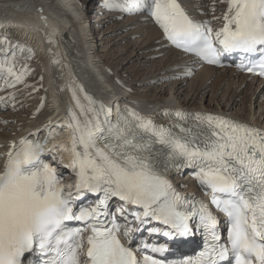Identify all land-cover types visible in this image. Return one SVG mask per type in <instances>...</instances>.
Wrapping results in <instances>:
<instances>
[{"label": "snow or ice", "instance_id": "snow-or-ice-1", "mask_svg": "<svg viewBox=\"0 0 264 264\" xmlns=\"http://www.w3.org/2000/svg\"><path fill=\"white\" fill-rule=\"evenodd\" d=\"M221 2L227 3L224 24L215 31L210 20L193 18L181 0H129L127 6L104 0V6L147 12L171 45L210 64H220L223 53H258V63L238 67L264 76V0ZM7 57L5 51L0 72L11 77L5 85L15 87L24 73H17ZM78 91L83 93V87ZM72 99L79 116L69 107L66 127L72 132L75 190L56 187V170L42 159L44 144L26 137L19 145L13 142L0 171V264H25L26 254L39 257L38 264H81V255L86 264H264V130L167 109L159 113L166 124L119 106L113 120V109L87 93V104L77 90ZM51 138L49 133L45 143ZM189 169L224 213L226 241L209 205L185 197L168 179ZM89 195L94 202L77 205ZM120 220H135L141 225L136 231L167 240L199 233L202 249L172 262L148 254L138 259L119 238ZM70 221L79 226H69ZM131 231L125 227L123 234ZM138 247L160 255L169 250L166 243L143 240Z\"/></svg>", "mask_w": 264, "mask_h": 264}, {"label": "bare ground", "instance_id": "bare-ground-1", "mask_svg": "<svg viewBox=\"0 0 264 264\" xmlns=\"http://www.w3.org/2000/svg\"><path fill=\"white\" fill-rule=\"evenodd\" d=\"M181 2L193 18L198 20H210L214 24L223 26V13L227 9L226 2L222 3L221 0H181ZM117 3L120 4V2ZM213 5L215 7L214 12L212 11ZM77 9L78 4L76 0H0V52L14 48L12 45H14L15 40L17 42L18 40H22L24 44L27 42L33 45L44 67L41 75L42 82L27 83L24 87L19 83H17L15 87H7L4 80L0 79V105H2L3 97H6V100L13 97L17 98L20 95L19 90H22L21 93H23L25 97L16 100L14 104H16L17 108L21 111L30 110L32 112L29 118H23L20 124L11 129V131H0V171L4 167L7 158L6 153L13 142L19 145L21 138L26 137L31 139L35 135L39 138L44 136L48 137L49 133H52L51 139L55 145V147L52 148L55 151V153L52 151V156L61 162L65 159V164L72 169V132L71 129L66 127L67 124L61 125V122L59 123L57 120L62 115H65V118L68 117L69 107L79 116V109L76 108L75 101L72 99V90H77V95L80 97L81 102L87 104V101L83 99L84 93H86L85 87L99 93L108 101L112 99L113 95H115L114 97L117 99L118 95L123 93L138 107L143 108L147 112L151 110L154 111V113L149 114V117H153L165 109L171 111L180 110L189 113H205L221 116L245 123L255 128L257 126L264 127V109L260 115L256 117L254 111L252 112V103L257 101L259 95H262V98L264 96V83L256 81V79L252 78L250 75L240 73L238 69L233 66L228 68H214L196 63L191 58L185 57V54L174 49L169 44L165 46H167L168 51L171 50L170 53L166 55V59L163 60V58H161L156 68V70L161 69L164 66L165 60L168 63L171 62L169 63L170 67L174 70L172 69L173 73L171 72L172 74H169L171 85L167 88V92L159 89V96L152 97L149 100L143 98V96H146L145 93H133L130 91L128 93L122 88L124 86L118 84H112L113 86H110L111 83H108V79L111 75L108 76L109 71L106 69L107 67L101 66L98 62L99 60H96L95 56L91 55L88 51L90 47L86 45L84 41V29L77 18ZM195 11L201 13L195 15ZM120 12L119 10L117 11L119 14ZM117 13L116 16H119ZM145 17V20L152 21L156 28L150 30V28H148L151 27L150 25L138 24L134 20H129L127 22L121 21L122 23L124 22V24L120 25L119 28H127L129 27L128 24L131 23L133 26L136 25V31H143L144 29V32H146L144 36L148 38L145 44V46H148L146 47L147 55L153 56L163 51L164 44L165 42L167 43V41L159 25H157L150 16ZM214 17H220V19H214ZM81 18L83 17L81 16ZM17 20H19V30H13L12 27H7V31L3 29L2 22L17 23ZM16 23H14V25H16ZM92 29L95 28L93 27ZM81 33H83V35H81ZM10 34L13 39L8 40L7 37H10ZM4 38L7 39V43L4 42ZM95 40L91 42L90 38V42L93 46L96 43ZM139 50L137 49L133 55H137V51ZM172 57L173 60H171ZM92 68H94L93 72H91ZM186 69L191 70L190 75L186 74ZM88 72H91L89 75H92L93 81L88 77ZM193 74L194 76L192 77ZM106 76L108 79H106ZM6 78L11 79V77ZM248 78H251L250 82L246 81ZM253 81L254 83H252ZM42 83L46 87L44 91H41L42 89L40 88ZM183 83L187 84V87L191 91V95L187 99H180L175 96L177 91L175 87H181ZM104 85L110 86L111 88L104 87ZM78 86L83 87V93L78 91ZM223 86H225V88L222 91L220 99L222 100L226 93L228 94L231 92L230 98L233 97L232 103L237 99L242 101L245 100L243 103H240L241 101L239 102L243 104V106L240 107V111L243 113L239 110L233 111L231 106L232 103L229 104L226 102L220 104V102H216V106H214L211 104V101L208 103L197 101V95L205 93L208 89L211 91V95L214 99H216L215 97L219 93L218 90ZM231 86H234L232 90ZM244 86H246V89H248V87L251 88L249 96L244 95L246 91V89L243 88ZM149 89H151V87H148L147 91H149ZM253 90L256 91L255 94L258 97H254L253 95L254 100L252 101L251 96ZM248 93L249 92H247V94ZM169 96H172L173 99ZM22 100L24 101L21 102ZM80 119H83V117L80 116ZM52 122L54 126L48 127ZM61 126H65V130H61ZM40 131L41 133H39ZM51 139H47V141ZM61 145L64 146L66 151L61 150ZM45 163L49 164V161ZM49 166L54 168L50 164ZM55 170L56 174L57 171H61V177H63L62 174L65 172L67 174L65 177L66 179L73 177L67 170ZM187 187L190 189L192 186L188 184Z\"/></svg>", "mask_w": 264, "mask_h": 264}, {"label": "rangeland", "instance_id": "rangeland-1", "mask_svg": "<svg viewBox=\"0 0 264 264\" xmlns=\"http://www.w3.org/2000/svg\"><path fill=\"white\" fill-rule=\"evenodd\" d=\"M77 1L78 3L84 5V3L82 2L84 0H77ZM119 1H122L121 5L127 3V0H115V2H119ZM89 4L91 8L89 12L85 13V16L87 17L90 15V17L88 23L85 24L84 34L86 35L88 34V32H90L91 41L93 42V40L96 39L95 40L96 43L92 48H89L88 51L89 53H91V55L95 56L96 60H99L98 62L100 63L101 66H105V68L107 67L106 69L109 71L108 76L110 75L111 76L109 77V79L106 76L107 77L106 79H108V83L109 82L111 83L110 86L118 84L120 86H124L122 88L128 93L129 91L133 93L135 92L145 93L146 96H143V98L149 100L152 97L159 96L158 93L159 89H161L164 92H167L168 91L167 88L171 85V78H169V74H172L173 73L172 71L174 70L173 68L170 67L169 63L171 62L168 63L165 60L164 66L161 69L156 70L161 58H163V60L166 59V55L171 51V50L170 51L167 50V46H165L167 43L165 42L162 52L150 56L147 55V51H146L147 50L146 47L148 46H145V44L147 43L146 41H148V38L144 36L146 33L144 32L145 31L144 29L143 31L137 30L138 31L137 32L135 29L136 25L133 26L131 23L128 24L129 27L127 28H119L120 25L124 24V22L122 23L121 21L127 22L129 20L130 21L134 20L138 24L150 25L151 27H148L150 28V30L156 28V26H154V23L152 21L145 20L146 19L145 16H149L148 13L121 11L119 14L117 13L118 10L105 7L103 0H90ZM81 10H83V6H81ZM116 13L119 14V16H116ZM91 27L92 28L94 27L95 29H91V31H89L88 29ZM81 35H83V33H81ZM11 36L7 37L8 40L13 39ZM84 41L85 43L87 42V40ZM18 42L15 40L14 45H12L14 46V48H10L9 51L7 50L5 51H7L8 53V57H7L8 60L10 62L14 61L15 71L17 73H24L22 82H20L19 84L24 87L27 83H37L39 81L42 82L41 75L43 72L42 69L44 67L42 66L40 57H38V52L33 47V45H30L27 42L24 44V41L22 40L20 41L18 40ZM137 49L139 50L137 51L138 54L134 56L133 54L136 52ZM4 52H2V54L0 55V62H3L4 60ZM145 53L147 56L145 55ZM171 60H173V57ZM94 68L91 69V72H93ZM95 71L97 73L96 69ZM91 72H88V75ZM158 72L161 73L162 75L159 74ZM193 76L194 74L192 75V77ZM6 77H7L6 72H0V79L5 80ZM88 77L90 78L91 81L94 80L92 78V75L91 76L89 75ZM246 81L250 82L251 78L246 79ZM185 83H183L181 87L180 86L175 87L177 88L175 96H177L180 99H187L191 95V91L189 90L187 84ZM252 83H254V81ZM107 85H104V87L111 88L110 86L108 87ZM40 86H41L40 88L42 89L41 91H44L46 88L45 85L42 83ZM148 87H151L149 91H147ZM231 87L232 90L234 86ZM224 88L225 86L220 87V89L218 90L219 95L217 94V96L215 97L216 99H214V97L211 95L212 93L209 89L206 90L205 93L198 94L196 99L197 101H202L204 103H208L209 101H211V104H213L214 106H216V102H220V104L228 102L229 104H231L233 101V97L230 98L231 92L228 94L226 93V95L222 98V100L220 99V96ZM243 88L246 89V86H244ZM21 91L22 90H19L20 95L17 98L13 97L7 100L6 97L2 98L3 99L2 105H0L1 132L11 131V129H13L15 126H18L20 124V121L23 118H29L32 113L30 110L21 111L17 108L16 104H14L16 100L25 97V95L21 93ZM250 91L251 88L248 87L244 95L249 96ZM247 92L249 93L247 94ZM252 92L253 94L251 96V100L253 101L254 97H258V96L255 94L256 91L253 90ZM261 96L262 95H259L257 101H255V103H252L253 104L252 112L254 111L255 117L259 116L262 110L264 109V99H263L264 96L263 98ZM169 97L172 98V96ZM23 101L24 100H22L21 102ZM239 102L243 103L245 102V100L242 101L237 99L236 101H234L231 105L233 111H238V110L240 111V107L243 106V104H240ZM62 176L66 177L67 174L63 172ZM173 176L175 179H180L181 182L182 180H184L186 186L187 183H191V182H193L192 184L197 183V181H195V176L191 174L190 169L184 171L183 174H174Z\"/></svg>", "mask_w": 264, "mask_h": 264}]
</instances>
